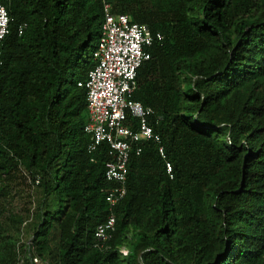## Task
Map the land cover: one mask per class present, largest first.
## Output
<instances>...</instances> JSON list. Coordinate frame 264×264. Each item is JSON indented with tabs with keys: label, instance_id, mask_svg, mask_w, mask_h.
I'll return each mask as SVG.
<instances>
[{
	"label": "trees",
	"instance_id": "16d2710c",
	"mask_svg": "<svg viewBox=\"0 0 264 264\" xmlns=\"http://www.w3.org/2000/svg\"><path fill=\"white\" fill-rule=\"evenodd\" d=\"M0 2L11 18L0 66V264H16L17 245L25 251L24 228L48 264L264 261V0H108L162 34L132 98L154 109L165 159L153 141L131 154L104 249L94 232L108 214L109 148L88 151L77 85L94 65L102 1ZM28 179L36 195L27 185L22 211L8 210Z\"/></svg>",
	"mask_w": 264,
	"mask_h": 264
},
{
	"label": "built area",
	"instance_id": "2783aa9c",
	"mask_svg": "<svg viewBox=\"0 0 264 264\" xmlns=\"http://www.w3.org/2000/svg\"><path fill=\"white\" fill-rule=\"evenodd\" d=\"M101 1L103 21L101 36L92 52L94 65L88 70L86 78L78 81L77 85L86 91L87 120L83 129L92 137L88 151L93 152L103 143L109 148L110 158L104 163L105 178L113 183L105 195L108 214L94 232V245L104 249L109 247L107 242L115 231V207L127 191L131 154H139L143 143L147 141L157 144L158 152L164 159L165 151L159 134L149 122V118L155 114L154 109L132 98L137 86V70L150 57L146 48L155 40H160L162 34H153L146 24L132 22L127 14L113 12L108 0ZM10 20L6 6L0 2V66L3 62V41L9 32ZM25 26H19V33ZM128 115L136 119L135 125L131 121L126 122ZM165 166L170 173L171 164L168 160ZM38 182L37 177L35 183ZM119 250L123 255L127 254L125 247ZM16 251V264H48L34 252L29 240L26 241L24 252H20L18 245Z\"/></svg>",
	"mask_w": 264,
	"mask_h": 264
},
{
	"label": "rangeland",
	"instance_id": "374dc122",
	"mask_svg": "<svg viewBox=\"0 0 264 264\" xmlns=\"http://www.w3.org/2000/svg\"><path fill=\"white\" fill-rule=\"evenodd\" d=\"M27 185H29L28 191L31 190L33 195H36V191H35L36 188H34V186L30 184L29 179H28L26 182H23V187L22 188H18L17 189V190L20 191L19 194H15L14 197L7 203L8 205L6 207H7L8 210H10L12 212H17V213H20L22 211V208L24 206V200H23L22 197L25 194V189H26ZM20 189H22V191ZM51 201H52L51 209L56 208L58 206L57 205V199H55V200L52 199ZM4 215H8V214L5 213ZM28 237H29V235H26V228H24L23 229L22 238H23L24 241H28Z\"/></svg>",
	"mask_w": 264,
	"mask_h": 264
}]
</instances>
